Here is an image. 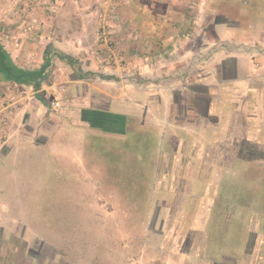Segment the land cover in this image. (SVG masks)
<instances>
[{
  "label": "crops",
  "instance_id": "0c3cea01",
  "mask_svg": "<svg viewBox=\"0 0 264 264\" xmlns=\"http://www.w3.org/2000/svg\"><path fill=\"white\" fill-rule=\"evenodd\" d=\"M208 2L138 0L132 6L111 5L109 25L116 47L109 50L114 59L124 61L101 69L95 64L88 72L81 67V78L71 80L76 85L70 88L73 100L63 107L78 120L77 127L86 129L74 131L86 134L80 135L82 144L92 141L90 137L102 138L105 144L120 140L124 145L133 138L130 146H137L138 151L142 144L152 145L153 179L159 191L156 202L165 203L166 216L172 219L167 232L178 238L199 234L201 238L194 243L200 246L190 245L199 253L209 250L204 238L212 231L210 219L218 196L214 188L206 191L204 186L212 185L213 179L217 185H230L218 209L222 213L241 212L243 207L252 214L261 212L256 204L232 205L240 189L235 185L239 180L250 183L253 171L258 179L252 178L253 184L264 195V5L256 4L250 11L245 7L243 18L229 15L228 24L202 23ZM79 39L74 34L62 37L57 48L63 61L72 63L80 57ZM7 53L22 70H40L45 65L43 61L40 68L27 70L13 53ZM147 57L152 59L150 64L144 62ZM65 83L60 77L55 85L41 83L36 90L0 73V114L8 118L6 128L0 129V154L16 152L18 139L40 141L46 136L44 129L54 122L51 105L45 101L47 90ZM3 101L8 104L1 106ZM63 117L70 118L68 114ZM65 118L61 117L62 127L69 122ZM88 143L90 154L100 150L97 142ZM141 173L139 180H145ZM260 202L264 203V196ZM260 229L264 234V223L255 226L254 242L251 247L247 242L241 261L258 264L264 240L255 231ZM179 251L178 247L179 264H191L188 254Z\"/></svg>",
  "mask_w": 264,
  "mask_h": 264
},
{
  "label": "rangeland",
  "instance_id": "374dc122",
  "mask_svg": "<svg viewBox=\"0 0 264 264\" xmlns=\"http://www.w3.org/2000/svg\"><path fill=\"white\" fill-rule=\"evenodd\" d=\"M137 1L0 0V42L6 48L0 44L27 70L38 69L51 59L42 85H55L60 77L67 81L47 90L49 95L44 99L51 105L49 113L54 114V122L48 124L49 129L44 127L46 136L40 141L35 137L18 139L16 152L0 154V264H179L175 254L178 247L179 252L188 254L191 264H231L238 260L248 264L241 256L247 242L250 240V247L254 242L255 226L264 223V203L260 202L263 189L253 184V179L258 182L255 171L250 183L239 180L235 185L237 191L240 189L232 205L256 204L261 211L255 210L256 214L247 207L241 212L218 211L228 184L217 185L213 179L212 185L202 188H214L218 196L210 219L212 231L205 232L209 250L199 253L197 247L190 249L192 242L199 245L194 243L201 238L199 234L178 238L167 232L172 219L166 216L165 203L156 202L159 191L153 179L152 145L142 144L138 151L137 146H130L133 138L126 146L120 140L105 144L102 138L90 137L92 141L82 144L80 135L85 133L74 131L86 129L77 127L78 120L63 110L73 100L76 85L71 80L81 78V67L88 72L95 64L101 69L124 61L114 59L109 50L116 47L109 25L113 15L110 7L132 6ZM208 4L202 23L228 24L229 15L237 13L243 18L242 9L248 7L250 11L256 4L264 5V0H209ZM66 34L80 38V57L72 63L58 56L62 51L57 47ZM71 45L68 43L70 49ZM48 51L52 57L47 59ZM151 60L147 57L144 62L150 64ZM7 104L3 101L1 106ZM2 113L1 130L8 122ZM61 117L69 121L64 127ZM88 142H97L100 150L90 154ZM83 145L86 149L81 153ZM141 171L145 180H139ZM249 176L246 171L245 177ZM255 232L264 240L261 229ZM198 233H202L200 228ZM262 249L258 264H264V244Z\"/></svg>",
  "mask_w": 264,
  "mask_h": 264
},
{
  "label": "trees",
  "instance_id": "16d2710c",
  "mask_svg": "<svg viewBox=\"0 0 264 264\" xmlns=\"http://www.w3.org/2000/svg\"><path fill=\"white\" fill-rule=\"evenodd\" d=\"M49 51L46 56L48 59ZM52 56L50 55L49 58ZM48 60L46 64L40 69L35 71H26L19 69L11 60L10 55L7 53V51L4 49V47L0 44V73L5 75L7 80H13L17 82L18 84H23L25 86H33L34 89L38 90L41 87V83L43 81L44 72L45 69L50 65L51 63ZM86 115V114H85ZM84 118V121H88L87 117H84V114L82 115ZM92 125V124H91Z\"/></svg>",
  "mask_w": 264,
  "mask_h": 264
},
{
  "label": "built area",
  "instance_id": "2783aa9c",
  "mask_svg": "<svg viewBox=\"0 0 264 264\" xmlns=\"http://www.w3.org/2000/svg\"><path fill=\"white\" fill-rule=\"evenodd\" d=\"M58 105V104H57Z\"/></svg>",
  "mask_w": 264,
  "mask_h": 264
}]
</instances>
